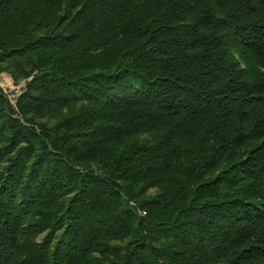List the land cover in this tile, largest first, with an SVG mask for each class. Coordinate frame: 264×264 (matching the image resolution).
<instances>
[{
  "label": "trees",
  "instance_id": "trees-1",
  "mask_svg": "<svg viewBox=\"0 0 264 264\" xmlns=\"http://www.w3.org/2000/svg\"><path fill=\"white\" fill-rule=\"evenodd\" d=\"M0 264H264V0H0Z\"/></svg>",
  "mask_w": 264,
  "mask_h": 264
},
{
  "label": "rangeland",
  "instance_id": "rangeland-1",
  "mask_svg": "<svg viewBox=\"0 0 264 264\" xmlns=\"http://www.w3.org/2000/svg\"><path fill=\"white\" fill-rule=\"evenodd\" d=\"M23 84V82L20 84H14L7 74H0V89L11 103H14V100L20 93Z\"/></svg>",
  "mask_w": 264,
  "mask_h": 264
}]
</instances>
